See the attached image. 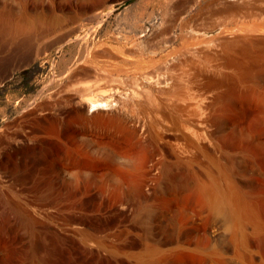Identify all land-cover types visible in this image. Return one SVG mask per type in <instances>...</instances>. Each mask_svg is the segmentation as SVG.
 <instances>
[{
    "label": "rangeland",
    "instance_id": "rangeland-1",
    "mask_svg": "<svg viewBox=\"0 0 264 264\" xmlns=\"http://www.w3.org/2000/svg\"><path fill=\"white\" fill-rule=\"evenodd\" d=\"M140 1L113 3L109 16L98 21L105 0H0V264H134L124 253L139 251V238L133 231V246H126L123 219L134 224L138 207L169 205L181 210L174 222L195 235L189 249L173 253L167 264H204L197 252L217 220L204 210L212 169H202L203 156L190 161L180 155L185 139L178 132L157 144L137 119L142 109H155L156 91L143 83L147 76L174 77L171 65L176 72L191 65L187 74L200 79L216 70L219 48L212 40L233 28L231 10L225 0ZM171 15L178 39L163 41V24ZM189 28L201 31L195 38L203 41L180 38ZM78 35L92 40L89 54L76 42ZM188 48L210 51V57H176ZM104 93L132 105L92 111L87 101ZM222 94L208 121L189 126L187 140L198 132L207 151L228 163L251 221L248 250L264 264V122L251 123L254 92L230 86ZM184 96L161 100L191 114L205 112V100ZM159 145L168 161L187 168L191 187L177 204L165 202L157 190ZM195 242L201 244L196 249Z\"/></svg>",
    "mask_w": 264,
    "mask_h": 264
},
{
    "label": "bare ground",
    "instance_id": "bare-ground-1",
    "mask_svg": "<svg viewBox=\"0 0 264 264\" xmlns=\"http://www.w3.org/2000/svg\"><path fill=\"white\" fill-rule=\"evenodd\" d=\"M119 1L120 0H105V7L101 9L98 14H96V20L102 21L105 16H109L113 10V3ZM219 1L221 0H218L217 3H220ZM140 3H144V0H141ZM224 5L229 9L227 10L228 12L231 10V17L229 20L234 26L232 29L230 26L229 29L223 31L219 37L217 36L218 38L216 37L212 40V42L216 41V49L219 48L216 53L218 57L216 60L219 59L220 62L217 65L216 70L213 72L211 70H207L211 71L212 74L202 75L203 77L200 79L199 76L195 74L196 71L194 72L195 75H192V71L194 69L191 71L192 74H190L192 76L187 74L189 72L187 69L191 65L187 66L185 62L187 67L184 72H176V66H172L171 64V67H167L169 72L173 71L176 73L172 74L174 77L167 78L160 75H153V77L147 76L143 79V83H147L149 86L151 85L150 89H154L156 91V96L159 97V100L156 96V99L152 98L154 95L150 92L153 91L145 89L147 93L152 94V97H150L153 100L149 97L152 102L154 100L158 101H154V103H152L155 106L153 111L142 109L140 115L141 117L138 115L137 117L139 118L137 120L142 123V126L146 128V131L150 133L152 139L154 138L156 140L157 144L163 140L164 135H170L178 132L179 135L185 139V144L181 147L182 151L179 152L180 155H184V157L190 161L198 160L199 157L203 156L206 158V164H202V169H205V171H208L209 167L212 169L208 173L209 182L206 186L208 204L204 210L206 213L217 218V220H213L211 225H209L211 236L206 239L207 245L197 252L204 264H262L261 260H259L258 254L248 250L250 247L251 234L248 231V222L250 219L246 214L244 206L242 205L243 191L236 185L233 177L234 173L228 169V163L223 164L217 157H215L216 155L214 153L207 151L206 146L203 144V140H205V138L204 136L201 137L198 132H195L194 137L190 138L189 141L187 140L188 136L190 137L191 135L188 129L189 126L193 123L201 124L204 123V121H208L209 110L212 109V106L218 104L222 92L230 86L248 89L255 93L256 100H254V105L256 106L254 112L256 115L251 119V123L259 124L264 122V2H259V0H225ZM205 6H207V4H205ZM241 12L245 13V15L238 17L237 15ZM175 23L176 21L172 15L171 17H166V21L163 24L164 30L162 33L161 31L159 32L162 35L161 36L159 34L163 41H171L174 38H176V40L178 39L177 37H174L175 34H173L174 36L172 35V29ZM184 24L186 25V22H184ZM183 25L181 26L182 28H184ZM200 32L197 29L189 28L188 33L186 32L185 34H180V38L194 39L195 36H199L198 33ZM176 36L178 35L176 34ZM203 36H205V33ZM197 38L199 37H196V40L194 41L198 42L201 40H198ZM91 41L92 40L88 35H78L76 37V42L86 48L87 54L91 52V48L89 47ZM148 42H150V40ZM148 44L151 45V43ZM157 45L155 44V46ZM200 50L188 48L187 50L177 54L176 57L183 58L184 61L189 57L193 59L199 56L206 58L209 55L210 57V51L206 53ZM213 52H215V50ZM131 53L135 54L134 51ZM212 54L214 57V53H211V57ZM183 60L180 61L179 66L183 65ZM191 60L189 62H191ZM195 61L194 63L197 66V63L199 62L197 61L196 63ZM167 62L168 61L165 59V61L161 63L166 65ZM163 65L156 67L159 69ZM180 69L183 70V67ZM201 72L203 74L205 73L203 71ZM137 89L138 88H136V91ZM145 90L144 93H146ZM109 94L110 93L107 95L106 93L98 98L88 100V107H90L92 111H96L99 109H106L110 106L112 107V105L116 104L119 106L121 105L120 109L122 108V105L123 107L126 105H132L125 103L126 100L125 102L121 101L120 95H116V93ZM184 95H197L205 100V112H198L200 114L195 112L191 114V112L182 108H176L175 104H167L165 101L161 100V98L164 99L165 96H176L181 98ZM123 97H125V95H123ZM166 97L165 99H167ZM113 98L116 101H113L115 104L112 102ZM130 102L133 103L132 101ZM140 103L145 102L140 101ZM127 106L126 108L128 109L129 107ZM117 110L118 112H122V110ZM81 115L83 114L81 113ZM202 115H204V118ZM228 121L231 124H235L232 120ZM170 149L171 148H169V152L171 151ZM158 152L160 153L158 168L161 174V181L157 190L165 202L168 204H177L183 200L185 193L189 191L191 187L187 174V168L180 166L177 162L168 161L165 157L166 150L163 145L158 146ZM8 173H10V171ZM12 174L13 173L11 172V175ZM22 180L24 182V179ZM177 207L178 206L176 205H169L165 209L161 208V210L138 207L136 210V218L133 220L134 224H132L128 218L123 219L125 221H123L124 224L122 231L125 237L126 246L129 248L133 246V242L130 241V234L135 231V235L139 238L136 242L140 247L139 248L137 246L139 248V251L137 252H133V250H126L124 256L127 260H132L134 264H167L173 253L184 251L187 248L189 249V244H193L194 242L191 238L193 234L195 235V233L190 227L174 222V217L177 213L176 211L178 210ZM129 208L130 210L128 211ZM128 209L126 210L128 211L127 213L132 210L131 207H128ZM178 211L181 213V210ZM131 213L133 212L131 211ZM252 227L255 228V225L253 224ZM221 233H224L223 237L221 236ZM196 245L197 247H195V249L201 244L200 242H197ZM124 246L122 244V248ZM227 252H229V254ZM255 259H257L258 262H255Z\"/></svg>",
    "mask_w": 264,
    "mask_h": 264
}]
</instances>
